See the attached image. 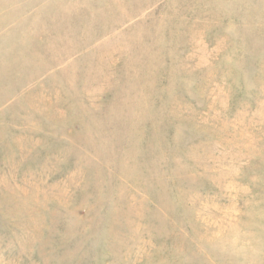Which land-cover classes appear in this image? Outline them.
I'll return each instance as SVG.
<instances>
[{
  "label": "rangeland",
  "instance_id": "rangeland-1",
  "mask_svg": "<svg viewBox=\"0 0 264 264\" xmlns=\"http://www.w3.org/2000/svg\"><path fill=\"white\" fill-rule=\"evenodd\" d=\"M0 264H264V0H0Z\"/></svg>",
  "mask_w": 264,
  "mask_h": 264
}]
</instances>
